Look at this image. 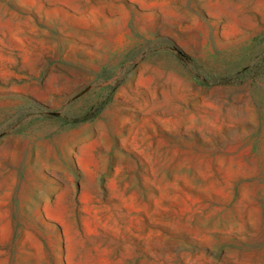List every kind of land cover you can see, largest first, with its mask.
<instances>
[{
    "label": "rangeland",
    "instance_id": "obj_1",
    "mask_svg": "<svg viewBox=\"0 0 264 264\" xmlns=\"http://www.w3.org/2000/svg\"><path fill=\"white\" fill-rule=\"evenodd\" d=\"M0 264H264V0H0Z\"/></svg>",
    "mask_w": 264,
    "mask_h": 264
},
{
    "label": "trees",
    "instance_id": "obj_2",
    "mask_svg": "<svg viewBox=\"0 0 264 264\" xmlns=\"http://www.w3.org/2000/svg\"><path fill=\"white\" fill-rule=\"evenodd\" d=\"M218 83L222 84V83H230L229 80H223V81H219Z\"/></svg>",
    "mask_w": 264,
    "mask_h": 264
}]
</instances>
